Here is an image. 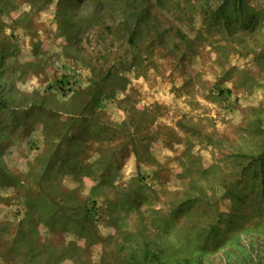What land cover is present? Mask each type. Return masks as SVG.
I'll return each mask as SVG.
<instances>
[{"label": "rangeland", "instance_id": "obj_1", "mask_svg": "<svg viewBox=\"0 0 264 264\" xmlns=\"http://www.w3.org/2000/svg\"><path fill=\"white\" fill-rule=\"evenodd\" d=\"M0 264H264V0H0Z\"/></svg>", "mask_w": 264, "mask_h": 264}]
</instances>
